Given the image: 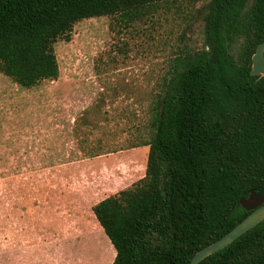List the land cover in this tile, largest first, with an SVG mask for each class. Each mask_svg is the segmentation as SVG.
<instances>
[{"label":"trees","instance_id":"obj_1","mask_svg":"<svg viewBox=\"0 0 264 264\" xmlns=\"http://www.w3.org/2000/svg\"><path fill=\"white\" fill-rule=\"evenodd\" d=\"M167 0H0V72L24 87L59 77L55 42L91 17L145 16ZM204 41L173 58L154 106L146 174L93 211L116 249L112 264H190L264 194V0H210ZM200 264H264V220Z\"/></svg>","mask_w":264,"mask_h":264},{"label":"rangeland","instance_id":"obj_2","mask_svg":"<svg viewBox=\"0 0 264 264\" xmlns=\"http://www.w3.org/2000/svg\"><path fill=\"white\" fill-rule=\"evenodd\" d=\"M209 1L77 22L55 42L56 79L24 87L0 72V264L113 263L93 206L144 176L164 78L183 49L202 46Z\"/></svg>","mask_w":264,"mask_h":264},{"label":"water","instance_id":"obj_3","mask_svg":"<svg viewBox=\"0 0 264 264\" xmlns=\"http://www.w3.org/2000/svg\"><path fill=\"white\" fill-rule=\"evenodd\" d=\"M250 73L264 77V41L259 43L253 54ZM239 202L251 212L225 235L198 250L192 257L190 264H200L206 257L230 245L264 220V194L252 189L249 195L242 197Z\"/></svg>","mask_w":264,"mask_h":264},{"label":"crops","instance_id":"obj_4","mask_svg":"<svg viewBox=\"0 0 264 264\" xmlns=\"http://www.w3.org/2000/svg\"><path fill=\"white\" fill-rule=\"evenodd\" d=\"M148 146H149V145H148ZM134 152H136L135 155L138 156L137 153L139 152V148H138V149H135ZM147 152H148V151H147ZM133 157H134V155H133ZM137 165H142V160L139 158V156H138V158H134L133 161L130 162L129 167L135 169ZM145 169H146V163H145ZM138 173H139V172H138ZM145 174H146V171H145V173H144L143 175H145ZM142 177H143V176H142ZM142 177H140V178H142ZM140 178H139V179H140ZM139 179H137V180H139ZM137 180H135V182H136ZM131 183H132V182H131ZM133 183H134V182H133ZM133 183H132V184H133ZM132 184H131V185H132ZM131 185H129V186H131ZM129 186H126V187H129ZM126 187H124V188H126ZM124 188H122V189H124ZM118 191H119V190H118ZM114 193H115V192H114ZM109 195H110V194H109ZM97 203H98V202H97ZM33 239H34V238H33ZM33 239H32V240H33ZM37 249H38V248H37ZM33 251H34V248H32V252H33ZM11 256L14 257L13 254H12ZM16 256H17V255H15V257H16ZM18 256L21 257V255H18ZM18 256H17V257H18ZM25 257L28 258L27 255H25ZM16 259H17V258H16Z\"/></svg>","mask_w":264,"mask_h":264}]
</instances>
